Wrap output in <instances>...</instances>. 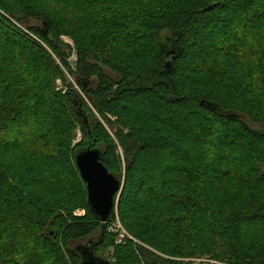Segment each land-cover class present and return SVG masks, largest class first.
Returning a JSON list of instances; mask_svg holds the SVG:
<instances>
[{
	"label": "trees",
	"instance_id": "obj_1",
	"mask_svg": "<svg viewBox=\"0 0 264 264\" xmlns=\"http://www.w3.org/2000/svg\"><path fill=\"white\" fill-rule=\"evenodd\" d=\"M43 1L0 0V264H80L76 248L90 244L106 259L108 236L87 207L73 155L91 142L120 179L121 160L84 97L118 126L126 168L119 208L130 233L153 246L125 214L148 227L171 218L165 211L177 197L188 224L215 225L206 246L177 254L264 264V0H50L59 14ZM62 36L74 45V69ZM77 124L83 138L70 149ZM242 168L247 176L218 206L207 195ZM144 194L170 207L144 204ZM76 207L85 214L74 217ZM116 248L112 264H167L130 242Z\"/></svg>",
	"mask_w": 264,
	"mask_h": 264
},
{
	"label": "rangeland",
	"instance_id": "obj_2",
	"mask_svg": "<svg viewBox=\"0 0 264 264\" xmlns=\"http://www.w3.org/2000/svg\"><path fill=\"white\" fill-rule=\"evenodd\" d=\"M40 7H44L46 12L48 13H56L59 14L60 12V7L55 4L53 1L47 0V1H43V3L39 4ZM73 14V13H72ZM19 29H21L23 32H25L28 37L35 39V37L29 33L23 26H21L20 24L16 25ZM63 41L65 43H68V63L70 65V67L72 69L75 68V64H76V53H75V48L74 45L72 43V41L69 39V37H64L62 36ZM66 74V79L67 82L70 83L74 88L76 89L79 93L80 90L78 88L77 85H75L74 83V79L72 76H70L67 72ZM241 76V75H239ZM206 79H210V77H205ZM213 79V78H212ZM26 81V80H25ZM56 89L60 90L62 93L65 92L66 87L63 86L61 84V82L59 80L56 81ZM194 88V87H192ZM84 97V96H83ZM84 102L87 103V105L90 107L93 116L95 117V120L98 121V123H100L103 128L108 132V134L110 135L112 141H114V143L116 144L117 148H116V153L120 156V160H121V168H122V187L120 189V191L115 195V215L111 221L112 223V227L113 230L110 232L105 231L107 233L108 236V241L105 242V244L102 247V254L104 256V258H106L107 260H109L110 262H114L116 253H117V248L119 246H123L125 245L127 242L132 243V245L135 246H139L142 248H145L146 250H149L150 252L154 253L156 256L162 258L163 260L167 261V264H184L185 261L190 260L191 258L185 257L181 254H177V252H181V251H186L187 246L189 245H193L194 247L198 248L201 247L202 245L204 246L206 242H208V240L210 241V239H213V236L211 235V226L213 228H215V225H212L211 221H207V223H203V219L199 220V218H195L194 222H189V224L187 223L188 220L187 218H185L182 215V212L180 210V207L177 206L176 204H174V200L177 199V197L174 198V200H172V205L174 206L173 208H169L170 204L167 203H162L163 201H159L156 197L157 195L155 194L154 196L152 195H143L140 196L139 198H141L145 203L144 204H151L154 206V208L156 209H162V210H166L165 212H169L171 211V218L166 219V221L164 220V217H161L157 220H154L151 223H148L149 226L147 227H140L138 221L140 220V218L138 216L135 215H130L129 213L125 214V217L127 218V224L130 225V227H133L131 230L132 231H136L138 228H140L139 233L143 234L144 233H148V238L150 241H153L154 245L152 246L150 243H144L142 240H140L139 238H137L134 234L130 233L125 225L123 224V222L121 221V211L120 208L121 205L124 203V201L122 200V191H123V185H124V175H125V161H124V156H123V149L122 147L119 145V141H117V137H115V132L118 129V126H113L112 128H110L109 124L104 121V119L98 115V112L93 108V106L88 102V100L84 97ZM53 117V116H51ZM111 121L114 120V118L112 117H108ZM243 121L245 123H247V125L254 129V130H259L261 131L263 127H261L260 125H257L255 123L249 122V120L247 118L243 117ZM125 132V131H124ZM82 135L80 132V126L77 124L76 128L72 131V133L69 135V139H70V149L76 145L77 143H79L82 140ZM48 143L49 141H39V143ZM44 152H47V148H43ZM139 169H142V171L144 170H149V166H146L145 164L139 166ZM237 173L236 174H240L241 176L238 177L236 176L235 173H233L234 175H232L230 177V179L224 184L223 189L221 190V192H214V193H210L209 196L210 199L212 201H214L216 199L217 201V205L219 206L221 203H219V201L221 200L222 203L225 202L227 196H231L233 198V193H234V188H236L237 183L240 185V179L243 178V176H247L248 174V170L245 168L242 169H236L235 170ZM154 175H160L161 173L157 170L154 169ZM137 182L139 181H134L132 188L135 187L137 185ZM68 183L70 184V182L68 181ZM72 188L76 189H70L71 193H80L78 191V189L76 188V185H71ZM146 187H148L146 185ZM144 192V191H143ZM141 192V193H143ZM70 193V195H72ZM175 194H180V196L182 195V193H175ZM77 200L80 198L79 196L75 195ZM127 199V198H126ZM77 203V201H76ZM160 211V210H159ZM83 214H85V211L81 208V207H76V209H74L73 211V216L74 217H81L83 216ZM165 214V213H163ZM169 216V214H168ZM220 216V215H218ZM180 221L179 224H176V221ZM141 221V220H140ZM187 221V222H186ZM188 224V225H187ZM221 224V226H225V223H219ZM218 224V225H219ZM114 225V226H113ZM117 226H119V228H117ZM137 228H134L136 227ZM259 228V227H258ZM143 232V233H142ZM120 234L124 235V238L122 240H120ZM139 234V235H140ZM98 235V232L94 235L96 236ZM216 242H220V244L223 242V238H219V241L216 240ZM84 243V242H82ZM77 246V244H73V246H71L72 249H74ZM206 246V245H205ZM204 250L206 248H203ZM202 254H200V257H206L209 255H206L205 253L203 254V252H201ZM220 253V252H219ZM221 255V254H220ZM195 258H199V257H195ZM213 258V257H212ZM216 260V259H215ZM220 261V260H217ZM223 262V261H221ZM226 263V262H224ZM71 264V263H70ZM227 264V263H226Z\"/></svg>",
	"mask_w": 264,
	"mask_h": 264
},
{
	"label": "water",
	"instance_id": "obj_3",
	"mask_svg": "<svg viewBox=\"0 0 264 264\" xmlns=\"http://www.w3.org/2000/svg\"><path fill=\"white\" fill-rule=\"evenodd\" d=\"M171 54L175 51L168 50ZM169 63L166 64L168 68ZM211 109L217 105L211 102H202ZM102 153L94 148L91 142L77 151L74 156L79 176L86 187V204L90 213L100 223V231L103 234L105 225L115 215V195L122 187V181L116 175L109 173L102 163ZM49 237L53 233L49 231ZM80 256V264H112L107 259L95 255V244L82 245L76 248Z\"/></svg>",
	"mask_w": 264,
	"mask_h": 264
},
{
	"label": "built area",
	"instance_id": "obj_4",
	"mask_svg": "<svg viewBox=\"0 0 264 264\" xmlns=\"http://www.w3.org/2000/svg\"><path fill=\"white\" fill-rule=\"evenodd\" d=\"M111 221L112 220L108 221L105 225L107 232H110L113 230ZM117 228H119V226H117ZM119 236L121 238L120 240L124 238L123 234H120ZM184 264H226V263L217 261L214 258H211L210 256H206V257H199V258H191L190 260L185 261Z\"/></svg>",
	"mask_w": 264,
	"mask_h": 264
}]
</instances>
